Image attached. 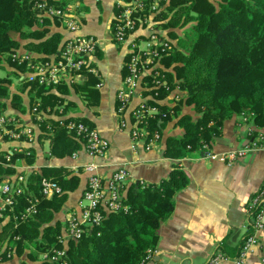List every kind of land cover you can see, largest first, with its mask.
<instances>
[{
	"label": "trees",
	"instance_id": "16d2710c",
	"mask_svg": "<svg viewBox=\"0 0 264 264\" xmlns=\"http://www.w3.org/2000/svg\"><path fill=\"white\" fill-rule=\"evenodd\" d=\"M36 2L62 8L67 0H0V69L3 63L11 67L0 76V110L8 101L15 117L24 112L22 93L28 95L30 112L34 106L39 110L56 105L69 86L85 98L93 95L97 99L95 79L86 71L90 64L80 70L87 75L81 86L61 81L46 87L19 77L26 68L23 63L16 65L10 53L25 52L33 60H45L55 57L61 45L60 34H48L47 28L51 20L60 19L43 14L34 7ZM155 18L168 39L158 36L167 39L170 47L160 53L140 83L145 86L144 101L157 110L148 118V129L160 134L171 119L178 129L176 135L164 138L163 156L181 158L186 148L204 151L202 144L208 148L222 121L233 115L243 114L253 126L263 127L264 0H166ZM10 75L17 79L15 84ZM172 89L183 95L169 103L159 102ZM183 106L192 113L182 112ZM68 118L72 117L62 122ZM73 119L87 123L81 117ZM37 123L34 138H47L51 155L62 158L81 148L79 136L67 132L58 119L48 117ZM32 156L31 146L10 153L0 150V180L15 173L19 160L31 162ZM41 177L55 181L60 192L50 198L41 196ZM78 182V174L64 166L26 173V188L38 199L36 210L21 219L0 218V264H17L12 260L21 255L19 264H141L147 251L155 247L160 223L172 209V195L187 183V175L172 164L159 183L131 185L122 197L125 212H103L97 226L77 240L62 243L64 222L54 215ZM26 198L27 194L16 198L14 213L25 206ZM51 249H61L62 254L55 259L40 258V253Z\"/></svg>",
	"mask_w": 264,
	"mask_h": 264
},
{
	"label": "crops",
	"instance_id": "0c3cea01",
	"mask_svg": "<svg viewBox=\"0 0 264 264\" xmlns=\"http://www.w3.org/2000/svg\"><path fill=\"white\" fill-rule=\"evenodd\" d=\"M120 2L121 0H67L79 18L80 33L92 34L98 41L96 51L88 58L90 65L86 70L95 79L93 90L97 99L93 95L91 99L85 98L79 89L74 90L69 86L67 93L60 94L61 101L41 110L49 108L52 111V119L59 115L84 118L108 140L109 147L105 155L97 160L98 172L107 176L116 166L123 164L129 176L123 186V195L131 185L134 188L138 185L131 179L142 180L145 184H157L167 177L172 164L184 169L187 183L172 195V209L160 223L155 247L150 250L149 258L142 264H204L210 256L216 254L220 255L216 264H234L233 259L239 256L241 242L250 231L248 201L264 177V149L250 150L230 161L222 157V153L235 150L250 140L237 115L222 121L218 134L212 138L207 151L186 148V153L181 158L164 157V138L178 133L173 119L164 124L160 139L152 148L145 149L140 141L134 150L130 149L129 109L147 96L142 93L145 90L144 83H140L124 112L127 127L119 128L118 116L114 114V93L124 74L127 50L124 45L118 46L111 41L108 27ZM155 15L154 12L150 13L149 23L135 29L132 35L144 37L151 28L167 38L166 30L161 28V21H158ZM47 28L48 34H60L58 46L70 35L60 22L51 20ZM146 72L147 70H144L143 74ZM86 80L87 75L81 72L79 76H74L71 82L66 83L81 86ZM50 91L55 92L54 88ZM182 95L183 91L172 89L159 102L169 103V100ZM21 96L24 112L19 113L17 118L29 124L32 115L28 95L22 93ZM5 103L4 112H15L8 101ZM59 108L61 114L57 111ZM188 111H191L189 107H182V112ZM261 129L264 130V126ZM28 146H31L33 151L31 162L21 159L17 166L20 165L26 171L64 166L79 176L77 187L68 192L64 204L54 215L55 219L64 222L61 230L63 234L67 216L79 211L80 194L87 177L81 166L90 158L81 148L76 151L75 158L70 155L57 158L49 153L47 138H33L31 142H0V150H6L8 153L11 150L20 151ZM239 264H264V228L256 233V243L241 258Z\"/></svg>",
	"mask_w": 264,
	"mask_h": 264
},
{
	"label": "built area",
	"instance_id": "2783aa9c",
	"mask_svg": "<svg viewBox=\"0 0 264 264\" xmlns=\"http://www.w3.org/2000/svg\"><path fill=\"white\" fill-rule=\"evenodd\" d=\"M165 1L127 0V2L122 3L116 13L112 27L114 42L117 44L123 43L129 38L136 21H140V16H143L145 12L156 10ZM34 7L43 14L58 17L70 35L63 40L55 57L51 56L45 60H33L29 54L18 51L13 52L10 57L19 65L24 64L26 71L21 77H24L26 81L36 82L46 87L54 86L61 81L71 82L74 76L81 74L80 70L83 67H87L89 56L98 47L97 38L92 34L80 33L79 18L69 4L62 8H56L46 6L44 2H36ZM143 21L140 22L143 23ZM169 47V41L158 36L153 30L150 31L143 45L140 42L130 43V52L124 65V74L114 93L115 112L118 115L119 128L127 127L123 113L128 108L127 103L130 97L140 85L144 68L149 67L151 63L155 64L160 53ZM148 62L150 63L147 65ZM57 111L61 114L60 108ZM32 112H34L32 116L34 121L31 120V123L25 124L17 117L0 110V139L5 136L4 138H7V140L21 138L25 142H31L38 126L37 122L42 121L52 111L49 108L44 111L37 110L34 106L31 109V114ZM156 112V107L147 104L144 99L129 109L131 122L128 125V138L131 150H134L136 144L140 141L143 142L145 149H150L160 139L157 130L150 131L148 129V118L153 117ZM59 116L56 119L59 120L65 130L76 137L79 136L81 149L90 158L88 162L81 166V170L87 174V177L80 194V207L77 214L70 213L66 218L64 232L60 235V242L63 243L66 239L77 240L88 232L91 227L97 226L102 220L103 212H125L127 210V205L122 203V190L129 176L123 164L116 166L110 175L100 174L97 160L105 155L109 147L108 140L87 123L73 118H68L65 122H62V119L66 117ZM239 123L243 125V129L250 140L235 150L222 153V157L227 161L253 149H264V130L250 124L243 114L239 115ZM201 147L203 150H208L204 144ZM70 157L75 158L76 151L72 152ZM5 159L7 160L8 157L5 156ZM15 167L14 174L0 180V218H8L11 215L13 220L16 218L21 219L33 214L36 210L35 206L38 199L31 195L25 184L28 171L20 165ZM131 181L137 183L140 187L145 185L142 180L131 179ZM39 192L44 198H50L60 192V187L55 181L41 177ZM22 194H27L26 204L20 211L14 213L13 203ZM247 208L250 231L246 233L241 242L239 256L233 259L234 264L240 263L241 258L256 243V233L264 228V177L261 185L250 196ZM149 253L148 250L141 264L149 258ZM61 254V249H51L40 253V258L55 259ZM219 258L220 255L217 254L210 256L204 264H216Z\"/></svg>",
	"mask_w": 264,
	"mask_h": 264
},
{
	"label": "rangeland",
	"instance_id": "374dc122",
	"mask_svg": "<svg viewBox=\"0 0 264 264\" xmlns=\"http://www.w3.org/2000/svg\"><path fill=\"white\" fill-rule=\"evenodd\" d=\"M125 2H127V1H123V0H121V2L117 5V11L119 10V6H120L122 3H125ZM68 4H69V3H66L65 5H68ZM161 6H162V4H161L158 8H161ZM51 7H53V6H51ZM158 8H157V9H158ZM157 9L154 10V11H151V12H145L143 16L141 15V16H140V21L142 22V20H144L143 23H141L140 21H136V25H135L134 29L131 31L129 38H127L123 43H120V44L115 43V42H114V39H113V36H112V27H113V23H114V21H115L116 13H117V11H116L115 15L113 16V18H112V20H111V22H110V24H109L108 32H109V36H110L111 41H112L115 45H118V46H120V45H124V46L126 47V50H127V56H126V59H127L128 54H129V52H130V43H131V42H140V44L143 45V42L146 40L148 34H149L150 31H151V28H150V31L148 32V34H147L146 36H144V37H140V36H136V35L133 36L132 33H133V32L135 31V29H137L138 27H141V26H143L144 24L149 23V21H150V13L154 12L155 14H157ZM52 17H54V16H52ZM57 18H58V17H57ZM58 19H59V18H58ZM59 21H60V23L63 25L62 21H61V20H59ZM63 26H64V25H63ZM64 28H65V27H64ZM157 30H158V29H157ZM154 31L156 32L157 35H160L155 29H154ZM160 36H162V35H160ZM15 52H17V51H15ZM11 54H13V53H10L9 56H11ZM125 62H126V60H125ZM125 62H124V65H125ZM149 63H150V62H148L147 65H148ZM16 65H19V64L16 62ZM154 66H155V64L151 63L150 66H149V67H145L144 70L149 71V70L152 69ZM5 70H11V67H9L8 65H6V64L3 63V69H0V76H2V75L5 76ZM124 70H125V69H124ZM24 73H25V72L20 73V77H21V75H23ZM10 78H11L12 83L15 84V83H16L15 81H16L17 79L13 78L11 75H10ZM118 86H119V85H118ZM135 92H136V90H135ZM135 92L133 93V95L135 94ZM133 95H132V96H133ZM132 96L130 97V99L132 98ZM130 99H129L127 105H130V104H129V103H130ZM134 105H135V104H134ZM134 105H133V106H134ZM133 106H132V107H133ZM31 109H32V107H31ZM115 109H116V101H115ZM39 110H41V109H39ZM3 111H4V110H3ZM114 114H115L116 116H118V115L116 114L115 111H114ZM51 115H52V113H50V114H49L47 117H45V118L51 117ZM123 116H124V113H123ZM59 117H60V116H59ZM45 118H43V119H45ZM18 119H19V118H18ZM25 124H28V123H25ZM260 129H261V128H260ZM4 137H5V136H2V137H1L0 142H2V141H22V142H24V140L21 139V138H19V139H17V140H7V138L5 139ZM262 180H263V179H262ZM261 183H262V182H261ZM260 185H261V184H260ZM22 257H23V256L21 255V257H19V258H14V259L12 260V262L19 264V260H20V258H22Z\"/></svg>",
	"mask_w": 264,
	"mask_h": 264
}]
</instances>
